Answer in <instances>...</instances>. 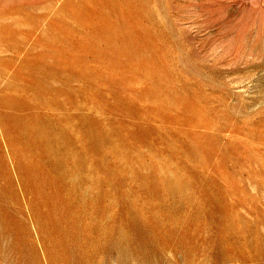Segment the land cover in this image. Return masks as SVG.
I'll return each mask as SVG.
<instances>
[{
    "label": "rangeland",
    "instance_id": "obj_1",
    "mask_svg": "<svg viewBox=\"0 0 264 264\" xmlns=\"http://www.w3.org/2000/svg\"><path fill=\"white\" fill-rule=\"evenodd\" d=\"M0 264H264V0H0Z\"/></svg>",
    "mask_w": 264,
    "mask_h": 264
},
{
    "label": "bare ground",
    "instance_id": "obj_2",
    "mask_svg": "<svg viewBox=\"0 0 264 264\" xmlns=\"http://www.w3.org/2000/svg\"><path fill=\"white\" fill-rule=\"evenodd\" d=\"M24 132L26 134V136H28L29 140H30V144L32 146H35L38 150H39V157L44 161V139L41 138V134L38 137H34L32 136V134L30 133V130L26 127L24 128ZM36 141L38 142V144L36 145Z\"/></svg>",
    "mask_w": 264,
    "mask_h": 264
}]
</instances>
